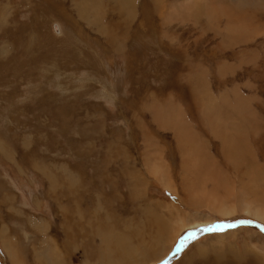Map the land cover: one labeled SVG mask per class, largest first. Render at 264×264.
I'll return each instance as SVG.
<instances>
[{"label":"rangeland","instance_id":"374dc122","mask_svg":"<svg viewBox=\"0 0 264 264\" xmlns=\"http://www.w3.org/2000/svg\"><path fill=\"white\" fill-rule=\"evenodd\" d=\"M24 1L0 0V264H264V0H133L115 46Z\"/></svg>","mask_w":264,"mask_h":264},{"label":"bare ground","instance_id":"6f19581e","mask_svg":"<svg viewBox=\"0 0 264 264\" xmlns=\"http://www.w3.org/2000/svg\"><path fill=\"white\" fill-rule=\"evenodd\" d=\"M42 1L40 5L42 4H45V6H42L41 9L42 11L45 13L43 14L44 16L43 17H47V15H50V14H54L55 11L54 10H59V12H63L65 10H67L69 8L70 5H73V7H75L74 11L71 12L68 16L69 19H75L77 18V20H82L87 23L86 25L90 28V26H93L97 32H99L101 35H104L105 36V42L108 43V44H111L112 46H115V44L117 43V41L122 38L124 35L122 34H119V38L118 37H115V29H121V32L120 33H123L124 34V30H125V26L128 25V15H134L135 14V9L133 7L134 5V1L133 0H107V2H110L112 4L111 8L109 7L108 9H110L111 11V15L114 20H107L106 22H102V18L100 17V15L97 13V11H93L92 9H90L89 7V4H94V0H40ZM96 1V0H95ZM155 1V0H153ZM24 6L26 7L25 9L27 11H32V10H35V9H38V8H35V7H32L31 5H29V1L26 0L24 1ZM150 6V9L149 7ZM156 5L155 4H143L141 6V11L140 13H145V14H152L153 11L156 9ZM3 9V8H2ZM91 10L94 12L92 13ZM210 10V9H209ZM90 11V12H89ZM208 11V10H207ZM74 13V14H73ZM125 15V17H124ZM2 16H6V12H5V15L3 14ZM123 16V17H122ZM99 17V18H98ZM6 20V19H5ZM33 20V18H32ZM12 22V21H11ZM33 22V21H32ZM4 25H5V22H4ZM9 25V24H8ZM32 25V23H31ZM74 26V25H72ZM29 27L28 24H25L23 26V29L26 30L27 28ZM75 27V26H74ZM73 29V28H71ZM22 30V29H21ZM74 31V30H73ZM22 33V31H19ZM75 32V31H74ZM117 32V31H116ZM104 33V34H102ZM29 37L31 38H34V35L29 33ZM22 39V38H21ZM115 39H118V40H115ZM25 41V40H24ZM121 41V40H120ZM119 41V42H120ZM31 42V41H30ZM122 43V42H121ZM118 44V43H117ZM209 106V105H207ZM210 107V106H209ZM211 110V109H210ZM225 110V109H224ZM216 121V120H215ZM233 127V126H232ZM211 130V129H210ZM224 133V132H223ZM226 135H228L226 133ZM224 137V136H223ZM228 137V136H227ZM233 136H231V140L233 141ZM237 138V136H236ZM235 138V140H236ZM228 141V140H227ZM229 143V142H228ZM234 144V142L230 143L229 145V149L230 151L232 152L233 150V146L231 148V145ZM223 146H225L223 144ZM235 146V145H234ZM228 148V146L226 147ZM189 150L188 151H191L192 148H188ZM191 149V150H190ZM228 151V150H227ZM193 153V152H192ZM195 153V152H194ZM193 153V154H194ZM197 153V152H196ZM192 155H189L191 156V162H192V165L190 164V166H192L191 168L193 169V171H195V169L197 170V167H196V164L198 163L199 159L197 158H193ZM198 154V153H197ZM196 154V155H197ZM188 155V154H187ZM195 155V157H196ZM237 154L235 153L234 156H236ZM240 156V155H239ZM210 157V156H209ZM206 158V157H205ZM213 161V160H212ZM215 163V162H214ZM216 170H219V169H216ZM199 171V170H198ZM211 171V170H210ZM196 173V172H195ZM219 174V173H217ZM207 176H202V180H205L206 177H208V174L206 173ZM212 177V176H210ZM212 181V180H211ZM218 181V180H216ZM163 182V181H162ZM220 182V181H219ZM223 182V181H222ZM206 183V182H204ZM215 183V182H214ZM223 187V186H222ZM8 198L10 199V197H7V196H3L1 197L2 200H8ZM206 202H207V205H209V207H213L214 209H216V212L218 213H224L223 211L225 210V207L226 205L223 203L220 202V200L218 201V203H216L217 201L212 200V205L209 203V200L206 198ZM11 203V202H10ZM218 204V205H216ZM11 205V204H10ZM247 209V210H246ZM254 210V209H253ZM255 211V210H254ZM245 212L254 216L255 218H258L260 219L261 221H264V217L263 216H260V215H255V213H253L252 210L248 209L245 207ZM3 218V217H2ZM262 218V219H261ZM2 220V219H1ZM202 222H205V221H195V223L191 224V225H188V227L190 226H197L198 224H201ZM157 224H161L160 221L158 220L156 222ZM4 228V227H3ZM178 235V234H177ZM175 239V236L173 238V241ZM172 241V242H173ZM171 242V244H172ZM170 244V245H171ZM121 245V244H120ZM119 246V245H118ZM117 246V247H118ZM170 247V246H169ZM138 249V248H137ZM136 248H132L130 246H126V248L124 250H119L117 248L116 250V255L118 257H120L121 259H124L126 256H129L131 255L134 251H138ZM167 250V249H166ZM143 254H144V251H141ZM12 255H14V253H12ZM13 257V256H11ZM154 256L153 255H150V256H147L145 255L143 257V260L144 261H147V259H152ZM14 258V257H13ZM12 259V258H11ZM15 264H19L17 260H12ZM107 262V261H106ZM22 264V263H21Z\"/></svg>","mask_w":264,"mask_h":264},{"label":"snow or ice","instance_id":"6c2138e0","mask_svg":"<svg viewBox=\"0 0 264 264\" xmlns=\"http://www.w3.org/2000/svg\"><path fill=\"white\" fill-rule=\"evenodd\" d=\"M240 223H242V224H250L252 222L251 221H240ZM260 228H261V230H264V225H261ZM206 230L215 231V230H217V226H209V228L206 229Z\"/></svg>","mask_w":264,"mask_h":264}]
</instances>
